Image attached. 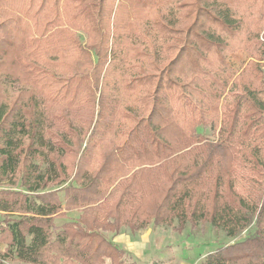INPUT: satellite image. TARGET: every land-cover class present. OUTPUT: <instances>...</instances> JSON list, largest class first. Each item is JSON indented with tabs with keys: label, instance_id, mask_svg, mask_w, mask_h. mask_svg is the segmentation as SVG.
I'll list each match as a JSON object with an SVG mask.
<instances>
[{
	"label": "trees",
	"instance_id": "obj_1",
	"mask_svg": "<svg viewBox=\"0 0 264 264\" xmlns=\"http://www.w3.org/2000/svg\"><path fill=\"white\" fill-rule=\"evenodd\" d=\"M263 61L264 0H0V264L205 223L264 264Z\"/></svg>",
	"mask_w": 264,
	"mask_h": 264
},
{
	"label": "rangeland",
	"instance_id": "obj_2",
	"mask_svg": "<svg viewBox=\"0 0 264 264\" xmlns=\"http://www.w3.org/2000/svg\"><path fill=\"white\" fill-rule=\"evenodd\" d=\"M199 131L208 134V131L202 129ZM77 214L76 211H71L68 213V218H75ZM64 221V218L56 219L57 224ZM252 230L253 225L239 236L229 238L220 230L213 229L208 223L198 225L196 228L186 225L181 232H176L170 227L150 225L147 229L140 231L138 235L133 236L127 229H123L120 239L122 247L131 249L139 256L137 258L139 264H199L207 253L243 239ZM145 242L148 243L146 249ZM144 249L145 254L142 253ZM8 264L22 263L13 261Z\"/></svg>",
	"mask_w": 264,
	"mask_h": 264
},
{
	"label": "crops",
	"instance_id": "obj_3",
	"mask_svg": "<svg viewBox=\"0 0 264 264\" xmlns=\"http://www.w3.org/2000/svg\"><path fill=\"white\" fill-rule=\"evenodd\" d=\"M136 234L138 235L139 232L136 233ZM121 235H122V232H121L120 234H118L117 236L113 237V239H112L113 242H114L117 246H119V247H121L122 249H124L126 252H129V253H130L129 255L132 256V258H133V260L136 262V264H139V261L137 260V258H138L139 256H137V254L133 253V251H132L131 249H126V248L122 247V245H121V239H120ZM131 236H133V235L131 234ZM144 246H145V249L148 248V243L145 242V243H144ZM145 249H144V251H142L143 254H145Z\"/></svg>",
	"mask_w": 264,
	"mask_h": 264
},
{
	"label": "built area",
	"instance_id": "obj_4",
	"mask_svg": "<svg viewBox=\"0 0 264 264\" xmlns=\"http://www.w3.org/2000/svg\"><path fill=\"white\" fill-rule=\"evenodd\" d=\"M263 63H264V61H263ZM263 68H264V66H263Z\"/></svg>",
	"mask_w": 264,
	"mask_h": 264
}]
</instances>
